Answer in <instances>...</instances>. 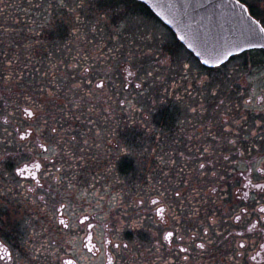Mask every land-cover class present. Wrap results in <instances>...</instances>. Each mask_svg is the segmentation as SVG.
I'll list each match as a JSON object with an SVG mask.
<instances>
[{
    "label": "rangeland",
    "instance_id": "374dc122",
    "mask_svg": "<svg viewBox=\"0 0 264 264\" xmlns=\"http://www.w3.org/2000/svg\"><path fill=\"white\" fill-rule=\"evenodd\" d=\"M252 2L244 4L264 27V0ZM0 46L10 49L0 60V247L13 260L0 255V264H125L137 248L160 250L166 224L149 209L156 192L114 167L127 152L113 132L119 113L178 104L168 139L177 136L181 151L176 163L162 158L164 190L182 170L195 171L197 186L213 182L228 161L210 167L208 155L231 146L212 138L264 131V53L208 71L135 0H0ZM39 58L46 65L36 73L21 67ZM33 163L42 165L37 180L17 173ZM171 190L165 205L186 217L198 193Z\"/></svg>",
    "mask_w": 264,
    "mask_h": 264
},
{
    "label": "flooded vegetation",
    "instance_id": "af4514ba",
    "mask_svg": "<svg viewBox=\"0 0 264 264\" xmlns=\"http://www.w3.org/2000/svg\"><path fill=\"white\" fill-rule=\"evenodd\" d=\"M211 140L230 145L231 152L226 156L216 152L208 155L209 166H216L222 158L228 164L211 173L210 184L197 186L200 183L194 181L195 171L182 170L186 175L167 186L166 199L173 194V187L198 193L185 201V206L190 205L184 208L187 218L180 212L175 220L166 199L150 200V211L156 210L166 224L158 243L160 250L137 248L125 264H264V131L254 132L250 138L220 136ZM251 144L259 145L254 147L256 152H252ZM37 164L17 173L24 179L37 180ZM0 255L2 260L13 261L4 247H0ZM115 263L112 260L111 264Z\"/></svg>",
    "mask_w": 264,
    "mask_h": 264
},
{
    "label": "water",
    "instance_id": "95a60500",
    "mask_svg": "<svg viewBox=\"0 0 264 264\" xmlns=\"http://www.w3.org/2000/svg\"><path fill=\"white\" fill-rule=\"evenodd\" d=\"M137 1L151 9L206 68L221 67L246 52L264 51V27L237 0Z\"/></svg>",
    "mask_w": 264,
    "mask_h": 264
},
{
    "label": "trees",
    "instance_id": "16d2710c",
    "mask_svg": "<svg viewBox=\"0 0 264 264\" xmlns=\"http://www.w3.org/2000/svg\"><path fill=\"white\" fill-rule=\"evenodd\" d=\"M239 1L242 3L247 2V0ZM252 1V3L258 2V0ZM136 5L140 8V10L144 11L147 15L153 18V15L145 6L139 3H136ZM248 7L251 14L255 18L262 20L260 16L261 13L257 11L254 4H250ZM58 32L61 34L60 29ZM9 50V48L0 46V60L1 56H7V51ZM14 63L15 62H13V64ZM21 65V67L25 68V72L30 75L31 73H36V68L42 69L46 65V62L39 58V61L31 62L28 60ZM19 66V63L17 62L15 69H20ZM32 69L33 71H31ZM0 82H2L1 76ZM30 83L31 81L27 80L26 87L31 86ZM61 92L62 90L58 92L59 94L57 98L60 97ZM168 99H172V96H169ZM132 111H134L132 118L131 116L128 117L127 113H123L121 115L119 113L114 122V135H116L120 140H123V144L125 145V148H127V152L123 153L124 155L118 163H114V167L117 175L121 178L134 175V177H139L140 180L145 179V186H149L151 191L154 190V192H156V194L150 195L151 200L164 201L168 192L167 189H163L164 182L161 181L159 173L163 170L162 158L169 155L171 157L170 159L176 163L178 158L177 156H179L181 151L179 149L180 143L177 136H172L171 141L168 139L173 130L177 129V123L181 115V110L179 109L178 104H173L169 101L165 103L163 102L158 111L154 112L152 116L149 114L146 117H141V113L139 114L136 112L139 111L138 107H136V109L133 108ZM107 118L109 119V117ZM76 119L79 120V118ZM64 120L65 122H68L65 124L71 125L70 119L65 118ZM175 145H177V148ZM141 167H143V169H140ZM170 168L174 169L173 166ZM138 169H140L141 174L136 176ZM184 175H186V173H184ZM162 176H165V174ZM140 180L136 182L134 181V183H139Z\"/></svg>",
    "mask_w": 264,
    "mask_h": 264
},
{
    "label": "snow or ice",
    "instance_id": "6c2138e0",
    "mask_svg": "<svg viewBox=\"0 0 264 264\" xmlns=\"http://www.w3.org/2000/svg\"><path fill=\"white\" fill-rule=\"evenodd\" d=\"M207 62V61H206Z\"/></svg>",
    "mask_w": 264,
    "mask_h": 264
}]
</instances>
